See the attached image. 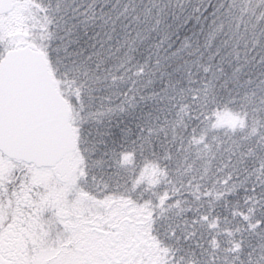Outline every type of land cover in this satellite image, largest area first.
<instances>
[{
  "label": "snow or ice",
  "instance_id": "1",
  "mask_svg": "<svg viewBox=\"0 0 264 264\" xmlns=\"http://www.w3.org/2000/svg\"><path fill=\"white\" fill-rule=\"evenodd\" d=\"M0 264H264V0H0Z\"/></svg>",
  "mask_w": 264,
  "mask_h": 264
}]
</instances>
